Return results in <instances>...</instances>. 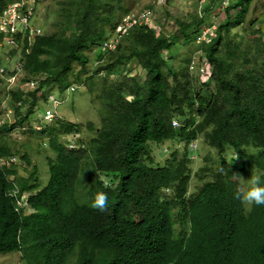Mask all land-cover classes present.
<instances>
[{"label": "trees", "instance_id": "16d2710c", "mask_svg": "<svg viewBox=\"0 0 264 264\" xmlns=\"http://www.w3.org/2000/svg\"><path fill=\"white\" fill-rule=\"evenodd\" d=\"M122 1L60 0L53 32L31 42L19 36L18 47L9 52L11 57L18 53L23 64L21 83L37 82L33 90H0L8 99L5 112L12 111L14 118L0 125V159L18 156L19 164L30 165V159L18 155L8 137L29 124L43 93L54 88L63 93L72 83L88 85L97 75L105 81L115 77L102 95L110 100L106 114L98 127L86 125L94 136L78 140V149L67 150L60 141L78 134V122L61 118L38 132L49 138L55 154L45 186L39 184L36 165L24 176L17 175V166L0 167V255L18 251L22 264H264V206L244 214L243 204L234 199L242 180L233 174L249 180L261 173L264 181V40L251 29L241 43H233L230 29L241 21L227 15L241 7V16L244 0L229 5L214 40L200 45L212 66L210 80L202 83L189 73L190 57L183 69L173 67L178 46L148 23L131 27L102 54L123 18L115 17ZM165 4L146 8L154 12ZM190 27L182 24L184 32ZM4 66L0 83L10 75ZM198 139L216 155L210 163L198 157L202 163L193 176L202 184L187 196L195 161L189 160L188 145ZM162 143L181 144L183 150L170 147L159 165L152 151ZM235 154L238 159L232 161ZM7 178L31 191L32 213L15 210L17 198L7 195ZM101 191L108 197L104 212L89 206ZM181 213L188 217V229H180L187 238L176 240L174 215ZM90 244L95 248L89 250Z\"/></svg>", "mask_w": 264, "mask_h": 264}, {"label": "rangeland", "instance_id": "374dc122", "mask_svg": "<svg viewBox=\"0 0 264 264\" xmlns=\"http://www.w3.org/2000/svg\"><path fill=\"white\" fill-rule=\"evenodd\" d=\"M156 0H123L122 1V10H118L115 12V17L119 18L122 16V19H118L119 24L123 23L125 17L129 14L136 13L147 6L152 5ZM199 0H169L167 4L162 6H157L154 9L153 17H152V29L155 34L160 35L164 34L166 37L170 39V42L178 46V51L175 53V56L172 57L170 63L173 65L175 69H183L185 67V60L192 58L193 55L199 50L200 44L193 42L194 37L199 33L197 32L198 26H201L200 31L203 26L214 25L216 28L220 23L224 21L222 16H224L227 8H220L214 0H209L208 3L200 6ZM244 0L242 2L243 7H245V12L239 16L241 12V7L235 10H229L227 15L234 19V21H241L240 24L230 29V35L233 37V43L238 44L241 43L242 38L246 35L248 30L257 31V37H260L264 40V0ZM60 0H41L37 6V19H33L31 24L34 26L41 27V31L45 34H50L53 32V25L59 18ZM232 2L241 3V0H232ZM229 6V5H228ZM227 6V7H228ZM130 8V9H129ZM128 11L127 15L124 11ZM129 13V14H128ZM202 17V19H201ZM201 19V22L198 20ZM254 21V22H252ZM188 23L191 24V27L187 29L185 32L182 30V24ZM118 24V25H119ZM116 29L111 30V35L108 38H112L116 34ZM249 33V32H248ZM89 55V64L93 62L94 58V50L88 53ZM18 53L15 57H10L9 52L0 51V62L1 66L10 65V69H13L15 62L18 59ZM196 62H203V51L202 54H198L196 57ZM240 62V61H239ZM238 62V63H239ZM134 65L130 64L128 68H133ZM207 71L204 74V81L207 82L210 80L209 78V70L212 69V66L209 67L207 63ZM94 68H97L94 66ZM91 69V68H90ZM89 69V70H90ZM135 69V68H134ZM136 71L142 78L143 72ZM134 74V73H133ZM19 76L14 83H10L6 80L0 83V90L5 88L6 90L13 89L18 86V81L23 78ZM195 71L192 74V78L196 79ZM1 78V77H0ZM88 80V79H87ZM88 85L78 86L77 90L66 95L64 94L62 99L63 104L58 108V114L62 117L64 121L70 122H78L82 126L80 130L78 129L79 141L81 143L87 142L94 136L93 132L87 131L86 125L90 122L93 123L95 127L100 125V121L102 116L106 114L105 105L110 102L107 98H102L104 91L110 86L113 82L112 79H101L99 75L91 77L88 81ZM7 83V84H6ZM23 87L25 90L28 89L26 85L23 83H19V87ZM5 90V91H6ZM92 90L93 92H89ZM130 99V97H128ZM46 101L41 99L40 106L38 105V112L35 111L33 116L31 117L32 123H40V113L45 106ZM8 107V99L0 96V125L4 122L12 123L14 118H12V111H7ZM58 120V119H56ZM55 120V121H56ZM31 123V124H32ZM37 123L36 125H38ZM53 123V122H51ZM50 123V124H51ZM41 124V123H40ZM47 124H41L42 128H44ZM177 126V122L176 125ZM49 138L44 135H40L38 132L29 133L22 130V126L14 128L7 140V143L12 147V149L18 151V155L27 154L30 159V165L25 163L17 165V175H27L30 172L31 166L36 165L38 168L39 175V183L41 186L45 185L49 178L48 171V162L49 159L54 158V153L48 147ZM61 142H64L65 139L60 138ZM198 143V155L202 159L206 157L208 163L212 162L215 158V151L207 146V144L201 139L197 140ZM77 145V143H76ZM165 144L164 146L157 147L153 145L152 156L155 158L159 165H163L164 160L171 153V149H177L179 152L183 150V146L181 144L172 143ZM164 149L168 150L167 152L162 151ZM18 157V156H17ZM201 160L194 161L191 164L192 173H191V182L189 184V193L195 192L200 186L201 182H197L195 177L193 176V172L200 166ZM23 171V173H19ZM255 176V175H253ZM249 186L248 180H242V188H247ZM251 208L244 205V211L249 213ZM20 252L14 251L11 253H7L5 255H0V264H22Z\"/></svg>", "mask_w": 264, "mask_h": 264}, {"label": "clouds", "instance_id": "9594fccd", "mask_svg": "<svg viewBox=\"0 0 264 264\" xmlns=\"http://www.w3.org/2000/svg\"><path fill=\"white\" fill-rule=\"evenodd\" d=\"M18 1H20V0H8V2H6L5 3V5L6 4H8V3H13V2H18ZM5 5H3V6H5ZM1 7H3L2 5H0ZM37 6H38V2H37V0H36V2L34 3V6H33V9H34V15H33V18H32V20L33 19H37V17H35L36 16V13H37ZM145 9V8H144ZM143 10V9H142ZM141 11V10H140ZM139 12V11H138ZM137 13V12H136ZM133 14H135V13H133ZM129 15H131V14H129ZM129 15H127V16H129ZM126 16V17H127ZM125 17V18H126ZM153 17V16H152ZM151 22H152V18H151V21H150V23H148V24H150L151 25ZM120 25V24H119ZM119 25H117L116 26V28L119 26ZM143 25V24H142ZM34 26V25H33ZM34 27H38V28H40V29H42L41 27H39V26H34ZM133 27V26H132ZM151 27H152V25H151ZM205 27V26H204ZM203 27V28H204ZM115 28V29H116ZM153 28V27H152ZM202 28V29H203ZM130 29V28H129ZM128 29V30H129ZM216 31H217V29H216ZM200 32V31H199ZM44 33L41 31V34L40 35H38V36H35V37H39V36H41V35H43ZM123 35H125V33L123 34ZM123 35H121V36H123ZM198 35V34H197ZM197 35L195 36V43H197L196 42V37H197ZM117 36V33L115 34V36H113L112 38H115ZM35 37H33L31 40H29L27 37H24V38H21L22 40L21 41H23V40H25V39H27L29 42H31ZM112 38H110V39H112ZM214 40V39H213ZM19 41V40H18ZM17 41V46H15V47H12V48H4V49H0V51H4V52H10L12 49H14V48H17L18 47V44H19V42ZM197 44H199V43H197ZM116 45H117V43H116ZM201 45V44H200ZM200 47V46H199ZM105 53H107V51H102V54H104V55H106ZM198 54H202V50L199 48V50L196 52V54L195 55H193V56H196L197 57V55ZM10 56V55H9ZM16 56V55H15ZM15 56H13V57H15ZM192 56V57H193ZM11 57V56H10ZM191 57H190V60H189V62H188V70H189V73H190V75L192 76V74L194 73V71H195V74H196V78H198L199 79V82H205L204 81V79H203V77H204V74L205 73H202V71L200 70V63L199 62H197L198 63V66H195L192 70H191V68H190V62H191ZM203 59H206L207 60V58H206V56H205V54L203 53ZM17 63H20V67H17ZM99 63H102L101 61L99 62H97L96 64H99ZM207 63H208V65H209V67L211 66L210 65V63L208 62V60H207ZM8 65V71H10V75L9 76H7L4 80H6L7 81V83L8 82H10V83H14L15 81H16V79L19 77V76H22V74H24V72H23V64H22V62L19 60V58L17 59V61L15 62V65H14V67H13V69H10V65L9 64H7ZM1 66V65H0ZM0 68H4V69H6L5 68V66H2V67H0ZM211 71H212V69L210 68V70H209V78H210V76H211ZM6 73V70L4 71V73L3 74H0V76H2L3 77V75ZM12 77H14V80L12 81L11 79H12ZM23 77H24V75H23ZM115 76L114 75H110L109 76V78H111V79H113ZM22 79V78H21ZM20 79V80H21ZM20 80L18 81V86L17 87H14L13 89H15V88H18L19 87V83H20ZM6 83V84H7ZM31 83H34V85L33 86H31ZM24 85H26L27 86V88L28 89H35V87L37 86V82H35L34 80H30L29 82H27V83H25ZM73 85H76V84H69V86L64 90V92L63 93H59V91L56 89V88H54V89H50V90H47V92L46 93H43V95H42V97L39 99V106H40V101H41V99H44L45 101H46V103H45V106H44V108H43V110L41 111V113H40V116L39 117H41V119H40V123L42 124H50L51 122H54L56 119H61L62 117L58 114V108L63 104V99H62V97H63V95L64 94H66V95H68V94H70V93H72V92H74L75 90H77V87L78 86H84L83 84H77L78 86L77 87H75V86H73ZM21 87V86H20ZM9 90H11V89H9ZM53 100H55L56 102H58V106H57V108H56V112H57V116L54 118V119H52L51 121H48V120H46L45 118H44V112L47 110V109H49V108H52V105H53ZM33 116V115H32ZM31 116V117H32ZM31 122V119H30V122H29V124L27 123V124H24L23 126H22V130H24V131H26V132H29V133H36V132H39V131H41L43 128L41 127V126H39V125H41L39 122H37V123H39L38 125H36L37 123H32ZM172 125H176V121L174 120L173 121V123H172ZM75 135H77V134H71V135H69V136H66V137H63V139H65V141L64 142H62L63 144H64V146H65V148L67 149V150H76V149H78L79 148V141L78 140H80V139H78V136H76L75 137ZM62 138V137H61ZM76 143H77V145H76ZM165 145V143H162L161 145H156L157 147H160V146H164ZM165 147H163V150L162 151H164V152H167L168 150H166V149H164ZM188 150H189V152L191 153V155L192 156H189V160L191 159V158H193V159H195V161H199V160H197L198 159V157H199V155H198V143H197V140H195V141H192L189 145H188ZM213 150V149H212ZM170 155V154H169ZM3 157H9V156H3ZM54 157H55V154H54ZM168 157V156H167ZM19 158L17 157V156H10L9 158H7V159H0V167L1 168H10L9 170H12L15 166H17V165H20V164H23L24 166H25V163L24 162H22V163H20L19 164V160H18ZM54 159V158H53ZM235 159H238V156H237V154H235L234 155V157H233V159H232V161L233 160H235ZM254 175L255 176H251L250 178H249V180H248V183H249V186L245 189V188H239L237 191H236V193L234 194V199H236V200H238V201H240L242 204H243V208H244V205L245 206H247V207H249V208H252V206H264V181H262V178H261V173H254ZM20 176V175H19ZM24 176V175H23ZM38 178H40L39 177V175H38ZM233 178H235V179H240V180H243L242 178H241V176L240 175H238V174H233ZM8 179V186H10L9 187V189H8V191H7V195H13V196H16V198H17V206H16V211H18V212H21L22 214H24V215H27V214H30V213H32L34 210H33V208L30 206V202H29V199H30V197H31V195H32V193H31V191H22L21 189H20V186L18 185V183L17 182H15V181H12L11 180V178H7ZM49 179V178H48ZM48 182V181H47ZM190 182H191V180H190ZM40 184V183H39ZM47 184V183H46ZM45 184V185H46ZM190 184V183H189ZM45 185H43V186H45ZM43 186H41V187H43ZM197 191V190H196ZM163 193L164 194H166V195H168V196H170L171 195V192L169 191V190H167V189H164L163 190ZM194 193V192H193ZM190 194H192V193H189V186H188V193H187V196L188 195H190ZM92 209H94V210H98V211H101V212H104V211H107V209H108V197H107V194L105 193V192H97L95 195H94V197H93V199H92V201H91V203H90V205H89ZM251 210V209H250ZM243 211H244V209H243ZM244 214H248V213H246L245 211H244ZM174 220H175V223H174V225H173V229H172V235H173V238L174 239H176V240H179V239H181V238H187V236L184 234V233H182V232H180V229H181V226H183V227H185L186 229H188V227H189V224H188V217L187 216H184L182 213L180 214V215H178V214H175L174 215ZM95 246H96V244H90L89 246H88V249L89 250H91V249H93V248H95Z\"/></svg>", "mask_w": 264, "mask_h": 264}, {"label": "built area", "instance_id": "2783aa9c", "mask_svg": "<svg viewBox=\"0 0 264 264\" xmlns=\"http://www.w3.org/2000/svg\"><path fill=\"white\" fill-rule=\"evenodd\" d=\"M168 0H156L153 4L161 5L165 4ZM36 0H20L18 2L8 3L5 6H0V49L12 48L17 46V38L27 37L31 40L33 37L41 34V29L34 27L31 24L34 15V3ZM200 6L209 2V0H199ZM217 5L224 9L228 8L232 0H214ZM228 6V7H227ZM153 16V10L151 8H145L135 14L127 16L123 23L116 28L117 36L110 40H107L102 45L103 51L113 50L116 46L117 39L126 33L129 28L135 25H142L150 23ZM216 36V26L209 25L204 27L197 35L196 42L199 44H209ZM17 67H20V63H17ZM191 70L198 66L196 62V56H193L190 62ZM207 60L203 59L200 63V70L202 73L207 71ZM4 68H0V74H3ZM14 80V77L11 79ZM34 83H31L33 86ZM58 102L53 100L52 108L47 109L44 112V118L51 121L57 116L56 108Z\"/></svg>", "mask_w": 264, "mask_h": 264}]
</instances>
